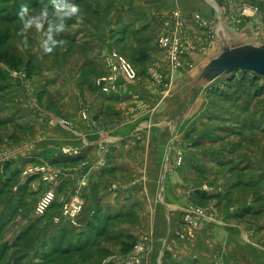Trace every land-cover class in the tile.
<instances>
[{"label":"crops","instance_id":"crops-1","mask_svg":"<svg viewBox=\"0 0 264 264\" xmlns=\"http://www.w3.org/2000/svg\"><path fill=\"white\" fill-rule=\"evenodd\" d=\"M230 1H75L83 22L65 20L56 38L64 43L50 54L40 48L21 71L25 78L6 72L11 100L0 101V190L13 175L19 191L0 198V218L12 209L32 216L55 185L60 199L85 204L82 228L92 221L106 228L90 248L81 245L82 263L264 264V105L229 108L208 88L191 89L199 69L221 52L231 22L219 12L231 10ZM175 13L200 14L207 25L183 29ZM169 32L188 44L178 58L158 45L156 36ZM113 52L133 61L136 80L110 69ZM111 75L117 80L105 83L111 92L104 94L101 78ZM234 116L245 131H225ZM32 164L50 165L58 175L53 185L24 175ZM191 204L212 219L189 226ZM54 228L58 234L68 226Z\"/></svg>","mask_w":264,"mask_h":264},{"label":"rangeland","instance_id":"rangeland-1","mask_svg":"<svg viewBox=\"0 0 264 264\" xmlns=\"http://www.w3.org/2000/svg\"><path fill=\"white\" fill-rule=\"evenodd\" d=\"M75 1L77 0H69V2L73 3ZM240 2L237 3V0H232V3L230 1L232 4L231 10L226 13L219 12V17H224L228 24L231 22L230 28L223 27L225 30L222 34L220 33L222 39L223 41H230L234 44L260 43L264 39V0H242ZM21 4H27L30 12H36L40 6L47 5L49 18L54 19V9L50 0H0V101L2 102H5L6 99V102L11 100L9 97L10 94L7 93L9 88L6 72L10 71L15 76L26 77V74L21 71H25L28 64L31 65L35 62L38 51L41 48L43 32L48 26L47 22H45L40 31H37L34 25H29L27 29L21 30V18L17 15ZM180 15L179 13L174 14L177 18ZM196 16H199V18ZM182 17V19H178L180 21L179 25L182 28L185 24L187 25V22H193L202 27L207 25V21L200 14H191ZM209 29L216 36L214 30L211 27ZM167 34H171L179 39L180 46H182L185 53V48L188 47V44L186 45L185 42H182V37L171 32L163 34L162 36ZM162 36H156L158 45L164 50L170 49L167 46L165 47L159 44V39ZM172 53L173 58H178L181 55L174 54L173 50ZM176 62L180 64L179 68H181V62ZM208 94L224 102L229 108L238 106L245 110L249 109L248 111L252 108L257 110L260 107V102L264 105V79L252 73L242 74L239 72L232 78L215 81L208 87ZM231 119H226V124L222 122L226 126V132L245 131L246 128L244 126L242 128L235 126L236 121H233L235 116ZM183 161L184 159L182 163ZM37 166H46L51 170L50 165L32 164L25 169L23 174L33 176L34 178L35 175H38L42 179L41 174H29L28 169ZM9 178L6 185H1L0 198H2V201L10 198L14 190L19 191V188H16L15 183H13L15 178V182L17 183V176L12 175ZM44 183L53 185V183ZM81 183L86 185L85 180H81ZM34 187L31 185L32 189ZM47 189H55L57 191L55 185ZM27 191L29 192V190ZM56 195V201L47 211L46 216L44 215L45 217L41 220H39L40 217L34 212L38 201L34 204L33 213L31 212L32 216L17 214L12 209L3 218H0V264H85L82 263V259L87 257H82L84 254L81 251L84 248L82 249L80 247L81 245L88 244V248H90L98 242L99 237H102L98 236V234L101 232V227L99 226L103 224V221L98 222L96 226H94L92 221L89 228H82L80 218L86 211L85 204L76 198H71L83 204V211L77 215L75 225L73 222H70L68 217L62 214L63 201L66 199H60L57 192ZM57 204L60 205V208ZM192 207L204 210L206 217H209V219L202 218L203 220L212 219V216H210L206 208L191 204L187 206V210H192ZM94 214L95 212H91L89 218H92ZM186 215L188 219V212ZM21 218L27 220L15 225L18 222L16 220ZM30 218L31 220H28ZM88 221L90 223L91 220L89 219ZM201 221L193 218L187 220L188 225L191 227L199 226ZM63 223L67 224L68 229L66 231L63 229L58 234L54 233V227L63 225ZM193 223L197 224L194 225ZM11 224H13L12 227H10ZM49 234L51 238H49ZM85 254H87L88 258L91 255L90 252Z\"/></svg>","mask_w":264,"mask_h":264},{"label":"built area","instance_id":"built-area-1","mask_svg":"<svg viewBox=\"0 0 264 264\" xmlns=\"http://www.w3.org/2000/svg\"><path fill=\"white\" fill-rule=\"evenodd\" d=\"M199 18V16H196ZM159 44L162 46H167L174 52V54H182L184 53V50L182 46H180L179 39L171 34H167L162 36L159 39ZM173 55V53H172ZM107 63L110 67V69L116 74L117 72H122L124 76L130 80L134 81L138 78V69L135 66L133 62H131L127 57L120 54L119 52H113L108 58ZM180 64L175 63V68H179ZM117 80V76L111 75L101 78V86H102V92L104 94H110L111 90L108 86L105 85L107 82H113ZM83 118L86 120L88 119V113L86 111L82 114ZM68 124H71V122H66ZM72 152L69 149H64L63 154L70 155ZM183 158L179 159V163H182ZM29 174H41L42 181L47 183H53L55 178L58 176L57 173H50V170L46 166L41 167H34L29 168ZM27 174V173H26ZM57 199L56 192L53 189L46 190L43 195L38 200L36 206H35V214L39 217L44 216L47 211L50 209V207L54 204V202ZM82 202L78 200H72V199H66L63 201V209L62 214L63 216L68 217L70 222H73L76 225V217L78 214H80L83 211ZM188 212V219L193 218L198 220L209 219V217H206V214L204 210L200 208H194L192 207V210H187ZM196 225L197 223H193ZM136 249L141 251L142 253H145L146 250L144 246L138 245L136 246Z\"/></svg>","mask_w":264,"mask_h":264},{"label":"water","instance_id":"water-1","mask_svg":"<svg viewBox=\"0 0 264 264\" xmlns=\"http://www.w3.org/2000/svg\"><path fill=\"white\" fill-rule=\"evenodd\" d=\"M241 72L264 79V39L260 43L234 44L222 41L219 55L199 69L191 89L208 88L219 79H229Z\"/></svg>","mask_w":264,"mask_h":264},{"label":"clouds","instance_id":"clouds-1","mask_svg":"<svg viewBox=\"0 0 264 264\" xmlns=\"http://www.w3.org/2000/svg\"><path fill=\"white\" fill-rule=\"evenodd\" d=\"M54 9V19L49 18L47 5L40 6L38 11L30 12L27 4H21L17 15L21 18V30H25L29 25H34L37 31L47 22V29L43 32L41 48L45 53H52L58 45L64 43L63 40H57L55 37L65 31V20L76 18L77 22L82 23L83 17L80 15L81 8L78 4L69 2V0H50Z\"/></svg>","mask_w":264,"mask_h":264},{"label":"trees","instance_id":"trees-1","mask_svg":"<svg viewBox=\"0 0 264 264\" xmlns=\"http://www.w3.org/2000/svg\"><path fill=\"white\" fill-rule=\"evenodd\" d=\"M100 231H101V232L99 233V235H103V234L106 232V228H101ZM99 235H98V236H99ZM132 246H133V245H132ZM132 246H130V247H132Z\"/></svg>","mask_w":264,"mask_h":264}]
</instances>
